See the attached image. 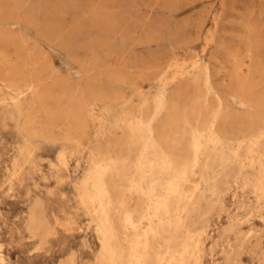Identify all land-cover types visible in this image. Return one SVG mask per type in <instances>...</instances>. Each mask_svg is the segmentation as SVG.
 Masks as SVG:
<instances>
[{
	"label": "rangeland",
	"instance_id": "rangeland-1",
	"mask_svg": "<svg viewBox=\"0 0 264 264\" xmlns=\"http://www.w3.org/2000/svg\"><path fill=\"white\" fill-rule=\"evenodd\" d=\"M263 129L264 0H0V264H264Z\"/></svg>",
	"mask_w": 264,
	"mask_h": 264
},
{
	"label": "bare ground",
	"instance_id": "bare-ground-1",
	"mask_svg": "<svg viewBox=\"0 0 264 264\" xmlns=\"http://www.w3.org/2000/svg\"><path fill=\"white\" fill-rule=\"evenodd\" d=\"M252 30V29H251ZM249 36V35H248ZM249 38V37H248ZM250 39V38H249ZM207 43V42H206ZM247 57V56H246ZM175 61H173L174 63ZM170 64V63H169ZM237 66V65H236ZM208 69V68H207ZM236 69V67H235ZM205 71H206V68H205ZM193 76V75H192ZM158 79V78H157ZM40 83V81H39ZM27 84V83H26ZM32 86V84H31ZM30 86V87H31ZM210 86V85H209ZM34 87V85H33ZM32 88V87H31ZM37 88V87H36ZM27 89V88H26ZM208 89V88H207ZM17 90V89H16ZM35 90V87L34 89ZM37 90V89H36ZM244 90V88H243ZM209 91V90H208ZM40 92V91H39ZM216 92V91H215ZM243 93V92H242ZM18 97V96H17ZM20 98V97H19ZM241 101V100H240ZM236 105V104H235ZM243 108V107H242ZM139 120V119H138ZM143 121V120H142ZM133 124V123H132ZM264 130V129H263ZM263 130H260V131H263ZM262 133H259L258 135H260ZM137 137V136H136ZM257 137V136H256ZM145 138V137H143ZM141 138H139L140 140ZM138 141V138L134 140L133 138V142L134 141ZM136 141V142H137ZM147 145V143H146ZM152 146V145H151ZM131 148V147H128V149ZM141 148H144L141 147ZM160 148V147H159ZM138 149V148H137ZM147 150V149H146ZM141 151H144L143 149H141ZM157 156H159V158H161V155L159 153V151L157 150ZM142 154V153H141ZM140 155V154H139ZM140 157V156H139ZM137 158V157H136ZM138 160V159H137ZM112 161V160H111ZM140 161V159H139ZM105 170V169H104ZM134 176V175H132ZM104 181V180H103ZM137 181V180H136ZM105 182V181H104ZM108 184V183H107ZM135 188H136V191L138 190H141L140 189V185L139 183H134L133 185ZM157 186L158 185H155L153 187V189H151V194L148 196V199L146 198V200L149 201V204L156 208V209H164L166 213H168L169 211V208H170V200L162 197V194L160 193V191L157 189ZM134 188V189H135ZM142 191V190H141ZM145 200V201H146ZM89 202L92 204V205H99V209L95 211V214H98V212H101L102 216H103V220H101V224H102V230H103V233L104 235L107 237V238H110L112 241H114L116 239V234L112 231V228H113V225H112V222L111 220L109 219L108 217V214H109V211H110V207L111 205L113 204V201L111 200L110 196H109V192L107 190V188L105 186H103V183L101 181H96V186H95V192L89 196ZM124 203V202H123ZM151 207V208H152ZM158 211V210H157ZM88 212V211H87ZM161 214V213H160ZM156 215V214H155ZM154 215V216H155ZM127 216V215H126ZM164 217V216H163ZM161 220V219H160ZM159 220V221H160ZM128 221L130 224H133L135 223L134 220H132V218L129 216L128 217ZM36 222V221H35ZM39 223V222H38ZM39 224H37L35 227H37ZM134 226V225H133ZM135 229V227H133ZM1 230V229H0ZM110 239H109V242H110ZM117 251V250H116ZM1 256V254H0ZM114 257V256H113ZM1 258V257H0ZM113 262V261H112Z\"/></svg>",
	"mask_w": 264,
	"mask_h": 264
}]
</instances>
